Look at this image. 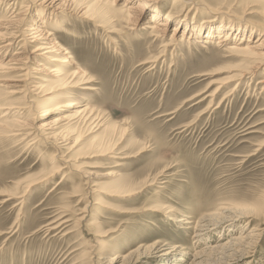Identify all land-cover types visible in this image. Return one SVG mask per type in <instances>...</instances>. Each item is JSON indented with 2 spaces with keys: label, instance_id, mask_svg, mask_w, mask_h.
I'll list each match as a JSON object with an SVG mask.
<instances>
[{
  "label": "rangeland",
  "instance_id": "374dc122",
  "mask_svg": "<svg viewBox=\"0 0 264 264\" xmlns=\"http://www.w3.org/2000/svg\"><path fill=\"white\" fill-rule=\"evenodd\" d=\"M139 1L133 0L134 6ZM171 1L145 3L160 5L164 12ZM124 2L117 0L116 6ZM39 3L0 0V23L16 13L36 19ZM170 9L188 28L184 39L167 48L161 44L177 23L163 38L147 35L141 27L150 19L148 7L140 8L133 30L116 33L69 12H41L47 31H54V40L91 79L92 90L77 89L69 99L79 98L103 123L100 128H70L71 141L77 138L71 150L60 147V140L46 142L45 137H62L70 127L65 121L54 124L57 114L31 115L32 107L50 97V89L38 97L24 81L12 82L19 89L9 100L19 108L7 119L25 124L22 132L31 135L0 137V264H108L117 254L118 264H224L216 246L245 231L264 230V66L236 80L247 62L217 46L227 29L207 36L193 27L232 24L253 30L255 39L264 32V4L180 0ZM241 34L233 29L230 42L249 35ZM198 37L209 41L207 47L192 45ZM19 47L14 45L9 55ZM20 51L22 57L29 53ZM33 61L25 63L34 66ZM219 81L225 84L218 87ZM46 122L49 128H41ZM109 147L121 149L117 155L122 158H111L105 152ZM72 153L82 156L67 166L59 160ZM57 166L61 171L53 173ZM108 172L118 176H103ZM154 176L156 182L140 186ZM88 179L99 186L92 187ZM119 179L134 192L108 195L93 189L114 191L113 181ZM30 180L39 181L27 187ZM223 206L245 207L249 216L196 231L197 221L202 225L207 214ZM169 214L190 223L170 220ZM263 230L255 248L227 264H264Z\"/></svg>",
  "mask_w": 264,
  "mask_h": 264
},
{
  "label": "bare ground",
  "instance_id": "6f19581e",
  "mask_svg": "<svg viewBox=\"0 0 264 264\" xmlns=\"http://www.w3.org/2000/svg\"><path fill=\"white\" fill-rule=\"evenodd\" d=\"M38 1H40L39 5L41 9L34 10L35 11L34 14L36 15L38 14L37 16H39L40 18L37 17L36 19L31 20L26 16V13L22 15L16 13L15 15L11 16L6 23H0V58L2 57V59H0V137L22 136L21 139L23 138L25 139L31 135V133L29 132L26 133L22 132V130L25 127V124L19 123V121L17 120L13 121L11 119L12 121H9L7 119L8 118L7 116L9 115V113L12 111L13 108H19L14 106L12 102H10L9 100L10 96L18 92L19 89V86L12 85V82L24 81L25 84L24 86L30 92L34 93L38 97H40L43 94L42 89L45 88L50 89L49 92L51 93L49 94L51 95L48 99H45L46 101H43L40 105L38 104L32 107V109L31 107H29V109H31V115H33L34 118L37 116L40 118V117H48L53 114H57V119L55 120V122H53L54 124L64 121L66 124H69L70 127L65 130L67 132L63 134L62 137L59 134L58 135L56 134L50 137H45L44 139L46 140V142H53V141L57 142L58 140H60L58 142V143H62L60 144V147L66 146L68 150H71L75 147L74 144L77 143V138L76 139L74 138L71 141L70 138L71 132H69L70 128H77V127L91 128V125L92 127L100 128V126L103 123L102 121L103 119L100 114L94 113L93 109H91L87 104H81L79 98L69 99V97H71L72 94L75 95L74 92L77 89L92 90L93 88L92 86H90L91 79L87 75H85V73L81 69L76 68L75 63L69 56L70 54L67 55L68 54L67 50L65 51L64 49H61V45L58 44L59 42L57 43L54 40L53 37L54 31H47L46 18L41 12H44V9L49 10L50 15H54L53 11H56V13L69 12L80 18H85L87 20L94 21V26L101 28L108 33H116L117 31H120L122 29L133 30L134 26L137 25L138 22V18L140 15V8L148 7V10H150V19L147 23H145L141 27L142 30L146 31L147 35L156 38H163L170 24L173 22L177 23V25L174 27L173 33L171 34L170 38L166 42L161 44V46L164 48L175 45L179 43L182 38L184 39V33L186 31L185 29L188 28V23L185 21L183 17H180L179 14H177V11L171 9L169 10V8L174 7L180 0H172L171 1L172 3L166 6L167 9L164 12H161L160 5L152 6L151 4H147V2L145 3V0L139 1L136 6H134L133 0H126V2H124L120 6H116L117 0H38ZM259 1L264 4V0H259ZM193 27H195L196 30H198L196 32L199 34L202 33L201 31H203V33L207 32L206 33L207 36L214 35L213 32H215L216 30H219V33H222L223 31L225 32V30L227 29V31L223 35H221L217 40L215 39L217 46L224 47L225 50L230 54H236L238 56H241L247 62V65L243 67V69L239 70L236 76V80H238L239 78H243L246 74L251 73L253 69L260 68V66H264V32L262 34L261 33L256 34L255 39H252L251 37L254 34L253 30L246 31L244 27L243 28H240V26L234 27V25L232 24H226V25L211 24L208 27L199 24ZM181 29L184 30L181 31ZM233 29L239 30L240 32H242V34L248 32L249 35L246 38L242 37V39H240L238 42L235 41L230 42L231 41L230 32ZM207 36L206 38H208ZM208 42L209 41L207 39H200V37H198L193 40V43L192 42L191 43L192 45H196L199 43L205 45L208 44ZM16 44L17 45L20 44V47L13 55L12 54L9 55L14 45ZM19 49L20 50L26 49V51L27 50L29 51V49L32 50L29 51L26 57L24 56L22 57L21 55L23 54V51H20ZM4 56L9 57L7 61L3 59ZM26 60H28L30 64L31 61L34 60L32 63L34 64V66L26 65L25 63ZM45 61H47L48 64L50 63L52 65L47 66L46 65L47 63H45ZM217 83H218L217 85L218 87L225 84V82H220V81ZM17 113L20 112L18 111ZM47 124L50 123L47 122L43 123L40 125V127L45 129ZM33 139H35V137H33ZM19 140L20 139H18V141ZM72 142L74 143L71 145ZM114 148L115 147L111 149L110 147L106 148L105 152H107L108 154L111 153L112 154L111 158L114 159L122 158L121 155H117V154H122L120 151L121 149H117V148L114 149ZM113 149L116 151H113ZM96 151H101V150H96ZM105 152H103V154H107ZM80 156L75 155L73 153L70 154L68 157L61 155L59 156V160L63 164H66L67 166L69 163H71V161L74 162V159ZM115 161H116L115 166H117L118 160ZM55 168L56 169L52 170L53 173L59 172L62 169V167H58V166ZM84 173L87 174V176H89L88 171L86 172L85 170ZM103 176L108 177V176H118V175L114 172H108L106 175ZM148 179L150 180V182L147 183L148 180L147 178H145L140 186H143L144 184L149 185L152 184V182L157 181V177L155 176L152 179L150 178ZM37 181L39 180L36 181L30 180L29 183L27 184V187H30ZM123 181L124 180H120V179L118 181L117 180L113 181L116 191L115 190L112 191L109 189L107 190L106 188L103 187L101 188L98 187L93 189L96 190V192L104 193L108 195L120 194L122 196L123 195L125 196L127 194H132L135 188L133 187L131 188V186L123 185L126 184ZM89 183L92 187L97 184H98L97 186H99V183H97L94 180L90 181ZM249 211L242 206L239 207L238 209L232 206L231 207L223 206L221 207L220 212L217 213L215 211L216 212L215 214H211V215L207 214L208 216H206L205 219H203L204 218L203 217L202 218L203 220L200 221L202 222L201 223L202 225L198 224L199 222L197 221L196 226L198 227H195L197 228L196 231L201 233L205 227L219 226L224 223H228L230 225L234 223L237 220V218L240 216H249L248 215ZM258 212L259 209L253 213H258ZM179 216L169 214L170 217L169 219L174 220L175 222L190 223L186 218L184 217L182 218ZM66 221L67 220H64V222ZM261 224L264 225V218L262 219L260 225ZM262 230L263 229L260 228L251 229L250 231L244 230L245 232L241 233L239 236L237 235V237H233L230 241H228L229 240L228 239L227 240L228 242L225 241L226 243L216 246V248H214L215 249L214 251L215 253L223 256L222 259H225V261L222 263L224 264L225 263L227 264L228 262L234 260L235 258H237V256L238 257L246 256L249 249L255 248L257 240L261 236ZM96 236L102 237L105 235L97 233ZM104 248H106L105 244L102 245L101 250ZM210 251H213V249L210 248ZM103 254H104L103 252L100 253L98 259L102 260ZM120 256L117 254L115 257L110 259L108 264H118L117 262L121 261Z\"/></svg>",
  "mask_w": 264,
  "mask_h": 264
}]
</instances>
